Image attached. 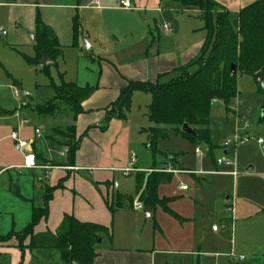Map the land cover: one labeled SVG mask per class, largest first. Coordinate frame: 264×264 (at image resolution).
I'll return each mask as SVG.
<instances>
[{"label":"rangeland","instance_id":"1","mask_svg":"<svg viewBox=\"0 0 264 264\" xmlns=\"http://www.w3.org/2000/svg\"><path fill=\"white\" fill-rule=\"evenodd\" d=\"M139 1L144 7L158 6L162 12L147 8L146 12L141 11L136 15L146 14L150 20L155 18L158 25L164 21L174 22L175 29L181 32L178 41L181 48L189 44L195 35L206 34L203 29L205 23L197 18L198 14H190L186 10L175 11V7H172L177 6L174 0H160L157 6L152 3L154 0ZM113 4L119 7V0H113ZM114 15L122 18L127 14L118 10ZM230 16L233 19L236 14L230 13ZM0 26L6 31L0 40V138L21 132L23 138L31 139L35 128H39L42 132L35 143L36 151L51 156L55 162H62L65 157L59 155L60 147L48 142L49 137L61 141L60 134L65 141H77L72 118V108L77 104L69 100L67 89L59 88L56 93L52 84L60 85L62 75L66 82L95 86L99 75V65L93 60L92 54L95 47L88 49L83 40L82 50L65 49L56 63L43 65L39 61L31 64L26 58L35 56L37 31L34 28L28 30V24L25 23L19 27L4 8H0ZM172 40L165 39L163 42ZM137 44L127 48L129 51L122 52L120 58L130 60V57L138 56L141 46ZM209 47L210 43L204 54L209 52ZM196 69L195 65L191 68L192 71ZM179 75L180 72L170 74L167 82ZM237 87L238 95L228 104L222 99L213 101L209 143H194L171 128L167 137L153 143L148 138L152 123L147 116L152 95L142 91L133 94L125 118L116 120V136L104 153V164L113 166L108 177L113 182L110 197L119 191L132 197V203L126 200V204L134 206L139 202L138 196H133L135 171L124 174L125 166L134 153L135 162L147 166L140 172L145 178L155 169L173 171L175 175L167 188L168 192H181L182 185L189 186V190L183 192L187 198L182 201L184 209L188 210L190 206V196L196 202L194 217L199 243L193 255L174 256L172 264H182L181 259L183 264H264V89L255 75L240 72L237 74ZM14 88L19 90V98L15 96ZM41 104L54 106L55 114L48 117L35 112L34 107ZM119 110L115 106L110 112L116 115ZM55 128H59L58 132ZM235 134L248 136L249 140L245 143L236 142ZM260 138L263 139L262 143L258 142ZM198 145L204 155L195 154ZM222 158L233 163H218L217 160ZM3 165L13 168L5 169L1 167ZM17 168H21V172ZM185 169L194 170L197 175ZM0 171H3L0 176V264H13V251L21 253L16 264H63L59 250L33 248L30 237L21 233L31 222L33 207L44 204L45 185H49V180H40L45 171L38 166L32 170L25 169L23 152L16 149L9 138H5L0 147ZM181 171L191 174L179 173ZM81 174L85 179L90 178L84 172ZM164 204L167 205V200ZM232 205L234 213L231 211ZM139 213L144 218L135 233V239L153 242L154 218L146 217L143 211ZM228 213L236 220L234 234L231 228L226 229L224 226V218ZM131 217L132 213L126 210L111 215L113 231L117 225V241L114 236L110 240L104 234L99 245L123 244L126 229L133 219ZM213 224L220 228L219 234H213ZM202 238L203 244L200 241ZM200 245L201 250L198 252ZM27 255L31 257L30 261ZM239 255L243 259H237Z\"/></svg>","mask_w":264,"mask_h":264},{"label":"crops","instance_id":"2","mask_svg":"<svg viewBox=\"0 0 264 264\" xmlns=\"http://www.w3.org/2000/svg\"><path fill=\"white\" fill-rule=\"evenodd\" d=\"M130 1L131 8H124L121 4L119 7L114 6L113 0H0V8L6 9V12L13 16L14 22L19 27L25 23L28 24V30L33 28L37 30L36 19L39 17L57 37L62 54L65 49L69 48L82 50L81 44L83 40H86L89 43L88 49L95 47L92 53L93 60H96L99 65L97 82L95 86L93 85L94 91L81 103V113L76 118L72 115L76 138L79 142L72 158L69 156V143L59 133L61 141L49 137L48 142L60 147L59 155L65 157L62 162H55L51 156H44V153L36 151L35 143L37 138H40L42 131L37 135L35 134L37 128H35L31 139L23 138L21 132L17 133L21 138L31 141L30 149L36 158L35 167L38 166L45 171V175L40 181L49 180V185L45 186L54 188L53 196L49 201L48 216L40 219L34 227V232L56 231L65 214H73L81 221L112 227L113 218L111 215H115L120 210H126L132 213L133 217L131 218L133 219L126 229L123 244L108 243L103 247L98 244L93 264H172L174 256L193 255L199 243L194 217L196 202L190 196L188 210L183 207L182 201L187 200L183 192L188 191L189 186L187 189L181 187V192H168L167 188L171 185L173 176L170 183L159 185L157 188L158 197L167 200V210L164 206L157 205L155 208L150 207L149 216L145 214L146 217L154 218L153 242H148L147 239H139V241L135 239V233L144 218L139 212H145V206L143 210H140L124 202L123 207L114 212L109 207L110 200H112L110 190L113 182L108 177L113 171V166L104 164V153L107 152L114 136H116V120L118 119L110 111L130 81L167 82V77L170 74L178 73L181 66L190 63L200 55L206 34L195 35L189 44L181 48L178 44L181 32L177 28L175 29L174 22H163V24L170 23L173 27L171 33H166L162 29L163 24L158 25L155 18L150 20L146 14L136 15L141 11L146 12L147 8L162 12L161 8L157 6L158 3L160 4V0L152 2L157 6L155 8L144 7V4L139 0ZM216 1L230 13L236 14L241 8L255 0ZM174 2L177 4V6H172L175 7V11L186 10L190 14H198L197 18L203 20L200 18L198 9L183 8L175 0ZM118 10L126 13V17L116 18L114 13ZM76 21L78 23L77 32L74 28ZM165 39L173 40L165 43L163 42ZM136 42L141 46L139 55H131L130 60H127L129 58L126 57L120 58L122 52L129 51L128 49ZM103 122L106 124L104 125ZM57 129L59 128H55L56 131ZM5 138L12 140L11 135L0 138V147L3 146ZM16 149L19 148L16 146ZM66 149L68 152L63 154L62 152ZM37 162H39L38 165ZM1 167L13 168L10 165ZM23 167L27 170L35 168L25 166L24 153ZM127 167H131L137 176V173L143 171L147 166H140L138 162L130 165L129 162L125 169ZM17 169L20 172L22 170L21 168ZM185 170L197 175L194 170ZM82 172L88 174L90 178H83ZM2 174L3 171H0V176ZM186 174L190 175L191 173ZM116 193L129 198L128 195L119 191ZM227 201H229V197H227ZM262 212L264 213V208ZM235 224L234 216L228 213L224 218L225 228H231L234 234ZM115 229L114 231L112 229L114 240L117 239V237L115 238L117 225ZM211 230L213 234H219L220 228L213 230L211 227ZM146 233L144 232L143 235L146 236ZM200 241L202 244L204 243L203 238ZM198 247L199 252L201 245ZM240 256L242 255L236 258L243 259ZM27 257V260L30 261L31 257L29 255ZM20 258L21 253L13 251L12 263L16 264ZM181 263H184L183 259H181Z\"/></svg>","mask_w":264,"mask_h":264},{"label":"trees","instance_id":"3","mask_svg":"<svg viewBox=\"0 0 264 264\" xmlns=\"http://www.w3.org/2000/svg\"><path fill=\"white\" fill-rule=\"evenodd\" d=\"M183 8L198 9L200 18L204 20L206 39L201 53L190 63L179 68L180 75L168 82L130 81L122 90L120 98L112 105L120 108L117 118H125L135 91H142L152 95L148 106L147 116L152 126L149 137L153 143L167 137L171 128L182 134L192 142H210V113L214 100L222 99L226 104L238 95L237 74L255 75L262 72L264 76V0H255L244 6L231 18L230 11L216 0H175ZM78 23L74 24L77 32ZM35 56L26 58L31 64H37L41 52L45 53L56 63L62 54V48L51 28L45 25L39 17L36 19ZM50 33H52L50 35ZM210 43L209 52L204 54ZM236 65V73L231 75L230 67ZM197 66L192 71L193 66ZM57 91L59 88L69 91L74 118L82 111L81 103L94 91L90 85L79 86L75 82L64 81L52 84ZM35 112L44 116H53L54 106L36 105ZM184 123L190 125L196 136L184 134L181 127ZM75 131V127L73 126ZM69 143V156L72 158L79 146L78 140ZM173 172L167 170H153L147 178L143 173H137L135 195L145 207L155 208L164 206V201L157 194L159 185L170 183ZM53 187H46L44 204L33 207L31 222L21 233L30 237V244L37 249H57L60 251L64 264H93L97 255L96 247L103 235L113 239L111 226L95 222L81 221L73 214H65L56 231L47 230L34 232L35 225L43 217L48 216L49 201L53 196ZM132 203V197L127 198L115 193L109 203L110 210L116 211L123 207L124 201ZM132 206V205H131ZM23 248V247H22Z\"/></svg>","mask_w":264,"mask_h":264},{"label":"built area","instance_id":"4","mask_svg":"<svg viewBox=\"0 0 264 264\" xmlns=\"http://www.w3.org/2000/svg\"><path fill=\"white\" fill-rule=\"evenodd\" d=\"M120 4L124 8H131L132 7V4H131L130 0H121ZM162 29L166 33H171L173 31V27H172V25L170 23L163 24L162 25ZM4 35H6V31L3 29L2 26H0V40H1L2 36H4ZM14 94H15V96L17 98L19 97L20 92H19V90L17 88H14ZM40 132H41V129H39V128H37L35 130V134H37V135H39ZM11 138L14 141V143L16 144V146L23 151L25 166L28 167V168L35 167L36 158H35V155L33 154V152L30 149L31 148V141H28V140H25V139L21 138L18 133H12L11 134ZM248 140H249L248 136H241L239 134H235V141L236 142L245 143ZM258 142L262 143L263 139L260 138L258 140ZM66 152H68V149H66L62 153L65 154ZM195 153L197 155H204L203 151L201 150V148L199 146L196 147ZM135 157H136V155L134 153H132L131 160H130V165H133V163L135 162ZM217 162L218 163H225V164H228V165H231L233 163L231 160H228L226 158L218 159ZM131 171H132L131 167H127L126 169H124V174L128 175V174H130ZM167 171H171V169H167ZM181 187H182V189H187V185H182ZM134 208L143 210L144 209V205L142 203H140V202H136L134 204ZM234 210H235L234 206L232 205L231 211L234 212ZM217 228H218L217 225H213L212 226L213 230H217ZM240 258H243V256H240Z\"/></svg>","mask_w":264,"mask_h":264},{"label":"water","instance_id":"5","mask_svg":"<svg viewBox=\"0 0 264 264\" xmlns=\"http://www.w3.org/2000/svg\"><path fill=\"white\" fill-rule=\"evenodd\" d=\"M85 45H86V47L89 46V43H87L86 40H85ZM40 62L43 65L53 64V60L50 57H48V55L45 53V51H42L41 52ZM230 73H231V75H234L236 73V65L235 64H232L231 65V67H230ZM255 77H256L258 83L260 84V86L264 89V76H263L262 72H260V71L257 72L255 74ZM181 131L184 134H188L190 136H196L197 135V132L190 125H188L187 123H184L182 125ZM144 211H145L146 216H149L150 211H151V208L150 207H145V210ZM100 241H101V239L99 240V242Z\"/></svg>","mask_w":264,"mask_h":264}]
</instances>
